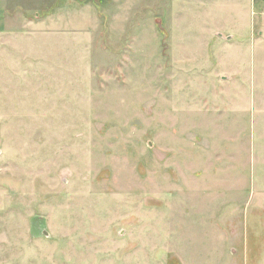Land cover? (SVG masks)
I'll return each instance as SVG.
<instances>
[{
    "label": "rangeland",
    "instance_id": "obj_1",
    "mask_svg": "<svg viewBox=\"0 0 264 264\" xmlns=\"http://www.w3.org/2000/svg\"><path fill=\"white\" fill-rule=\"evenodd\" d=\"M0 264H264V0H0Z\"/></svg>",
    "mask_w": 264,
    "mask_h": 264
},
{
    "label": "crops",
    "instance_id": "obj_2",
    "mask_svg": "<svg viewBox=\"0 0 264 264\" xmlns=\"http://www.w3.org/2000/svg\"><path fill=\"white\" fill-rule=\"evenodd\" d=\"M4 1V0H3Z\"/></svg>",
    "mask_w": 264,
    "mask_h": 264
}]
</instances>
